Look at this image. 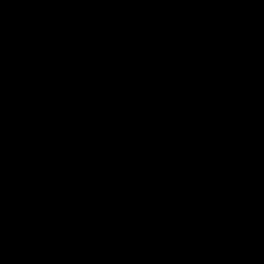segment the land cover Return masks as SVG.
Listing matches in <instances>:
<instances>
[{
  "label": "water",
  "instance_id": "water-1",
  "mask_svg": "<svg viewBox=\"0 0 264 264\" xmlns=\"http://www.w3.org/2000/svg\"><path fill=\"white\" fill-rule=\"evenodd\" d=\"M0 264H264V0H0Z\"/></svg>",
  "mask_w": 264,
  "mask_h": 264
}]
</instances>
